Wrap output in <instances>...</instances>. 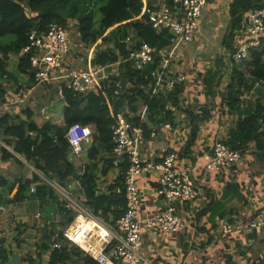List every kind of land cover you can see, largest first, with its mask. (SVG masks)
Segmentation results:
<instances>
[{
    "label": "crops",
    "instance_id": "1",
    "mask_svg": "<svg viewBox=\"0 0 264 264\" xmlns=\"http://www.w3.org/2000/svg\"><path fill=\"white\" fill-rule=\"evenodd\" d=\"M236 1L210 0L193 43L177 54L167 38L168 45L158 50L154 63L142 71L146 82L142 88L152 87L153 94L162 95L163 105L172 112L173 118L170 128L164 126L167 123L164 121L148 122L149 130L143 135L140 155L157 163L167 152H175L177 168L190 172L199 195L195 200L176 204L185 229L165 236L146 225L149 218L166 208L165 200L157 194L160 172L155 170L137 179L141 189L142 253L147 260L141 264H264V227L249 228L250 222L264 215V151L249 147L239 162L220 171L207 170L203 159L212 151L217 139L227 140L229 131L236 127V120L224 104L231 84L242 93L241 118L254 113L258 106L264 107V77L256 80L248 69L240 67L246 86L232 83L237 65L232 57L243 42L241 28L229 44L231 6ZM256 1L264 3V0ZM162 3L170 7L175 4L173 0H142L143 8L158 7ZM250 11L244 14L242 26ZM66 28L70 32L71 49L65 69L97 67L93 60L101 49V41L85 45L74 20H70ZM130 33L135 37L132 29ZM259 50L262 54V49ZM22 58L21 52L11 54L8 73L0 78V122L10 116L38 125L49 121L55 126H64L61 85L58 82L37 85L31 71L19 69ZM261 58L264 62V54ZM155 72L167 77L183 74L187 80L172 93H166L164 85L157 86ZM137 83V78L127 82L129 94ZM23 93L28 94L27 98L21 99L19 95ZM121 112L129 121L134 118L127 105ZM141 118L147 121L145 113ZM88 127L95 133L93 125ZM9 140L0 126V183L6 182L0 185V229L4 235L1 251L5 259L0 264H50L57 242L68 250L81 249L63 237V232L73 227L78 208H86L81 201L83 194L77 175L90 168L96 178V195L111 196L116 191L110 186L121 178L123 170L104 169L101 159L110 158L112 154L105 146L94 142L84 154L70 155L77 175L62 186L28 163ZM92 148L98 150L97 160L90 158ZM34 178L38 181L25 192L24 200L14 202L21 184ZM43 183L51 186L57 199L43 201L34 197L31 188ZM106 218L109 222L105 223L115 225L111 213ZM227 223L234 225L231 233L223 231ZM93 242L100 245L96 236Z\"/></svg>",
    "mask_w": 264,
    "mask_h": 264
},
{
    "label": "trees",
    "instance_id": "2",
    "mask_svg": "<svg viewBox=\"0 0 264 264\" xmlns=\"http://www.w3.org/2000/svg\"><path fill=\"white\" fill-rule=\"evenodd\" d=\"M262 9L264 3L256 0H237L232 4L229 44H232L235 32L242 28L244 14L249 10ZM70 20L77 22L81 41L85 45L96 44L99 40L101 45H108L110 49L100 50L93 60V65H99L107 70L113 69L120 56L123 59L127 58L128 49L124 40L131 35V29L135 33L133 38L138 45L147 42L158 51L169 43L166 31L157 32L152 27L148 14L143 9L142 0H0V78L8 73L10 55L22 51L32 30L44 31L52 23L67 27ZM259 49H262V54ZM263 54L264 42L261 47L255 48L246 60L236 65L232 83L246 86L247 82L244 81L240 67L248 69L256 80L264 77V62L261 58ZM119 68L116 75L103 80L97 92L84 95L64 89L65 125L62 127L55 126L49 121L38 125L30 120L23 122L10 116L3 117L0 126L5 129V135L10 137L9 143L13 141L14 150L23 155L28 163L42 171L47 178L64 186L69 179L77 175L76 167L70 158L71 148L67 140V133L72 125L78 124L82 127L93 125L94 142L105 146L112 154L111 134L116 125L117 114L126 105L134 114L130 122L140 128L142 136L149 130L148 122L156 124L160 121L172 122V112L163 105V96L153 94L152 87L142 88L146 85L143 80L144 74L132 70L126 63ZM19 69L32 70L26 56L21 59ZM134 78L138 79L137 87L129 94L126 84ZM241 95V91L231 84L224 98L229 114L236 120V127L229 131L227 145L241 154L249 147L264 151V107L258 106L254 113L241 118ZM144 112L147 121L141 118ZM192 123L194 124V121ZM98 155V150L92 148L90 158L97 160ZM101 161L104 169L113 167L112 156L102 158ZM62 167L64 169H61ZM127 168L126 163L123 166V173ZM83 172L82 175H77L83 194L82 204L96 218H101L105 222H109L106 216L111 213L114 217L113 223L116 224L126 209L124 175L121 174V178L110 186L112 191H116L111 196H97L93 172L88 167ZM103 175H106L105 172ZM37 181L38 179L34 178L32 181L23 182L14 202L23 201L25 192ZM5 183L2 182L0 185ZM33 195L43 201L57 199L51 186L46 183L36 186V193ZM1 250L0 263L1 261L4 263ZM50 264H97V262L84 250L79 248L75 251L68 250L61 244V247L53 250Z\"/></svg>",
    "mask_w": 264,
    "mask_h": 264
},
{
    "label": "built area",
    "instance_id": "3",
    "mask_svg": "<svg viewBox=\"0 0 264 264\" xmlns=\"http://www.w3.org/2000/svg\"><path fill=\"white\" fill-rule=\"evenodd\" d=\"M210 0H173L172 7L162 5L158 7H144L152 27L157 31H166L173 51L179 54L180 49L193 43L203 16L204 9ZM181 5V7H179ZM243 42L233 55L236 64L246 60L255 48L264 42V9L252 10L248 13L242 26ZM127 45V58L121 56L115 65L128 64L134 71L142 72L148 65L153 64L157 57V49L147 42L139 45L133 36L124 40ZM70 32L66 27L52 23L44 31L34 29L28 36V42L21 53L27 57L31 66L32 75L37 85L58 82L61 85V95L64 89L77 94L97 92L103 80L116 75L115 71L107 70L101 66L67 70L65 60L70 53ZM179 57V55H177ZM157 79V86L164 85L166 93H172L186 83V76H162L161 73L153 74ZM21 99L28 94L19 95ZM145 113V112H144ZM170 128V122L165 123ZM155 135V134H153ZM143 139L139 127H135L125 115L120 112L116 117V125L111 134L112 166L124 171V186L126 190V209L115 225H108L96 217L86 208L79 207L71 230L63 232V237L80 247L90 255L97 264H141L147 260L142 253V224L140 221L141 189L137 179L146 173L160 172L157 194L166 202V208L157 212L146 222L151 230H159L165 236L179 233L185 229V223L177 213L178 202L195 200L199 191L190 174L177 168V154L167 152L161 162L145 160L140 155V144ZM67 140L72 156H80L87 152L94 143V132L88 126L72 125L67 133ZM242 154L232 150L227 145V140L217 139L213 149L206 154L205 168L209 171H220L240 161ZM84 172H81L82 175ZM31 192L36 193L32 187ZM264 227V215L259 216L249 223L251 230ZM234 225L227 223L223 227L224 233H231ZM98 237L100 245L93 242ZM4 235L0 229V250L3 247ZM61 247L60 242L53 248Z\"/></svg>",
    "mask_w": 264,
    "mask_h": 264
},
{
    "label": "rangeland",
    "instance_id": "4",
    "mask_svg": "<svg viewBox=\"0 0 264 264\" xmlns=\"http://www.w3.org/2000/svg\"><path fill=\"white\" fill-rule=\"evenodd\" d=\"M130 34H131V33H130ZM111 46H112L111 48H113V45H112V44H111ZM97 47H98V46H97ZM105 49L108 50V49H110V48L108 47V45H104V44H103V45H101V49H99V51H100V50H105ZM96 54H97V53H96Z\"/></svg>",
    "mask_w": 264,
    "mask_h": 264
}]
</instances>
